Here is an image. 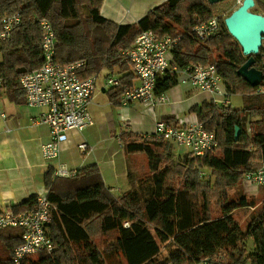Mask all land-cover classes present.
<instances>
[{"label": "trees", "instance_id": "trees-1", "mask_svg": "<svg viewBox=\"0 0 264 264\" xmlns=\"http://www.w3.org/2000/svg\"><path fill=\"white\" fill-rule=\"evenodd\" d=\"M103 1L0 0V29L6 14L19 13L22 19L0 46L2 88L25 96L21 77L44 61L38 19L45 17L57 38L55 60L62 65L82 61L81 78L113 70L121 63L120 52L146 29L160 36L182 35L175 61L181 66L215 64L228 92L242 95L244 108L218 109L211 102L194 106L191 111L206 130L216 132L219 146L182 162L171 159L170 143L122 132L126 152L145 153L148 170L140 174L130 169V188L120 195L105 185L96 165L71 177L49 170L45 185L57 211L48 234L55 249L26 256L21 264H197L206 258L208 264H264V206L245 229L234 216L236 210L258 204L241 186L257 158L264 167V93H258L264 79L253 87L237 74L247 57L224 21L221 32L206 40L193 33L196 24L215 15L217 3L166 0L137 23L118 24L101 15ZM263 54L261 47L256 55L261 62ZM176 84V75L167 73L158 78L155 91L161 95ZM122 93V88L110 89V99L120 104ZM249 115L259 118L248 122ZM236 125L241 128L238 139ZM203 167L217 177L215 184L201 181L198 168ZM36 200L37 195L9 207L16 213L31 211ZM112 231L118 234L114 242L100 246L98 240ZM23 232L21 227L0 228V264H15L14 249L22 243Z\"/></svg>", "mask_w": 264, "mask_h": 264}, {"label": "built area", "instance_id": "built-area-1", "mask_svg": "<svg viewBox=\"0 0 264 264\" xmlns=\"http://www.w3.org/2000/svg\"><path fill=\"white\" fill-rule=\"evenodd\" d=\"M241 4L242 0H237ZM42 30L43 64L25 74L20 84L25 93L27 104L31 107H45L46 111L39 122L50 127V139L42 145L45 160L52 161L59 157L61 145L68 139L71 130H83L94 123L90 112V104L97 89V76L81 78L78 69L83 62L62 65L55 60L57 38L51 22L45 18L38 19ZM22 22L19 13L6 14L0 29V46L10 38L11 33ZM222 30L219 15L196 24L193 33L200 40H206ZM182 35H158L152 29L142 31L134 43L120 52L121 63L128 66L140 80L139 85H129L119 75L106 78L107 88H122L121 104L128 106L137 102L153 109L163 97L155 91L158 78L167 73L175 74L177 84L190 86L200 92L210 94L211 100L218 109L232 105L222 75L215 64H190L181 66L175 61V49ZM0 77V89L2 87ZM258 93H264L260 88ZM146 136L188 148L195 156H203L207 151L219 146L215 131L205 129L202 122L195 120L174 124L167 120H157L154 129ZM83 152L91 150V146L79 144ZM76 173L59 166L55 176L71 177ZM245 194L252 195L264 185V167L261 164L256 170L246 172L244 179ZM49 190L37 195L36 205L31 211L20 213L12 209H0V228L21 227L23 241L14 249L13 261L21 264L26 256L44 251L51 254L54 244L48 234V226L52 221L57 206L48 197ZM128 226V225H126ZM209 258L197 264H208Z\"/></svg>", "mask_w": 264, "mask_h": 264}, {"label": "crops", "instance_id": "crops-1", "mask_svg": "<svg viewBox=\"0 0 264 264\" xmlns=\"http://www.w3.org/2000/svg\"><path fill=\"white\" fill-rule=\"evenodd\" d=\"M165 1L104 0L100 12L103 17L118 24H132ZM255 2L257 4L258 0ZM93 75L97 76V89L90 104L94 123L81 131H69L68 139L61 145L59 157L52 161L45 160L41 150L42 145L50 139L48 124L38 121L46 108L31 107L24 95L18 97L12 89L7 93L6 88L1 87L0 209H9V206L20 204L45 192L47 172L52 169L55 171L59 166L77 174L82 168L96 165L105 185L113 194L120 195L130 188L129 170L138 169L140 172L143 169L138 165L139 155L126 152L121 139L122 132L146 136L152 132L157 120H167L174 124L199 120L191 109L204 102L213 103L210 94L178 83L160 95L163 100L158 101L153 109L137 102L123 106L110 99L109 90L113 88L106 87V78L109 75H119L125 83L139 85L140 80L131 69L120 63L113 70L104 68ZM102 75L103 80L99 88ZM101 92L106 94L107 102L101 103L97 100ZM243 108L244 106L233 109ZM93 128L97 133L92 131ZM82 142L88 143L91 150L83 152L79 147ZM259 205L251 207L252 211L259 208V214L262 210ZM257 214H250L247 218L250 217L251 220ZM248 223L249 221H246L245 228ZM111 233L118 235L117 231L108 235ZM249 241L253 248V239Z\"/></svg>", "mask_w": 264, "mask_h": 264}, {"label": "water", "instance_id": "water-1", "mask_svg": "<svg viewBox=\"0 0 264 264\" xmlns=\"http://www.w3.org/2000/svg\"><path fill=\"white\" fill-rule=\"evenodd\" d=\"M211 4L225 0H207ZM256 5L255 0H242L241 4L225 18L228 32L235 38L242 48L243 55L247 57L237 70V74L244 78L251 86H259L264 79V69H258L256 55L264 47V14L252 11ZM241 134V128L235 126V139Z\"/></svg>", "mask_w": 264, "mask_h": 264}, {"label": "rangeland", "instance_id": "rangeland-1", "mask_svg": "<svg viewBox=\"0 0 264 264\" xmlns=\"http://www.w3.org/2000/svg\"><path fill=\"white\" fill-rule=\"evenodd\" d=\"M239 4V2L237 0H225L222 2L217 3L216 5L213 6V12L216 15L220 16L221 21H225V18L227 16H229V14L231 13V11H233L237 5ZM264 4V0H258V3L252 8V11L254 12H258V13H263L264 11L261 7V5ZM225 23V22H224ZM264 55V54H263ZM102 80H103V75L100 77V82H99V88L102 84ZM98 88V90H99ZM262 90H264V87H262ZM7 93L10 92L9 89H6ZM231 98V102L232 108H239V107H243L244 106V101H242V95L241 94H234L230 96ZM97 100L101 103H103V101L107 102V96L104 92L100 93V96L97 97ZM259 116H250L248 117L247 121L249 122L250 120H254V119H258ZM94 133H97L96 130H92ZM170 154H171V159L173 160V162H182L185 160L186 157L190 158L193 157L194 154L187 148L182 147V146H177L174 145L173 143H171V150H170ZM140 160H138V165L142 166V171H140L139 173L142 174L145 171L148 170V160H147V155L145 153L143 154H139L138 157ZM259 167H261V161L260 159H256L255 162L253 163V169L256 170ZM145 168V169H144ZM198 172H199V178L201 179V181L203 183H209L210 185L215 184L218 179L217 177L212 174L211 169L207 168V167H203V168H198ZM244 179V178H243ZM241 190L243 192H245V188H244V183L242 182V186H241ZM233 192V191H231ZM249 196V195H248ZM250 198L254 199L259 205V207L263 208L264 204H263V193L261 192V188L257 191V195H251L249 196ZM253 208L248 207V208H244V209H238L235 211L234 216L235 218L241 223L242 228H245V223L246 221H250V217L249 219L247 218L248 215L251 214V216L255 215L258 213L259 208L255 209L256 211H252ZM116 239V235L111 233L110 235H106L105 237H102L98 240V243L100 246L106 245V244H110L113 243L114 240ZM248 245L250 248H252V243H250V241H248ZM254 247V246H253ZM163 252H165V250H163Z\"/></svg>", "mask_w": 264, "mask_h": 264}, {"label": "flooded vegetation", "instance_id": "flooded-vegetation-1", "mask_svg": "<svg viewBox=\"0 0 264 264\" xmlns=\"http://www.w3.org/2000/svg\"><path fill=\"white\" fill-rule=\"evenodd\" d=\"M258 13V12H257ZM255 66L258 68V69H264V62H261L259 60V58H256V64Z\"/></svg>", "mask_w": 264, "mask_h": 264}]
</instances>
